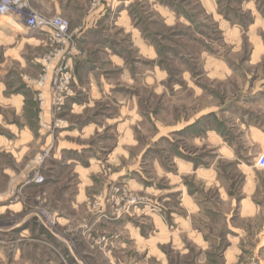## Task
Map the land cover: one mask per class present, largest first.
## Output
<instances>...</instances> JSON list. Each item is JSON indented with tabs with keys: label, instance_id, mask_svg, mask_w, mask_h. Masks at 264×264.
<instances>
[{
	"label": "rangeland",
	"instance_id": "obj_1",
	"mask_svg": "<svg viewBox=\"0 0 264 264\" xmlns=\"http://www.w3.org/2000/svg\"><path fill=\"white\" fill-rule=\"evenodd\" d=\"M88 1L87 9L96 7ZM27 2L41 15L67 19L73 46L55 47L41 31L22 29L39 41L22 44L20 62L8 58L0 66L9 88L26 96L22 121L12 108L0 111L7 122L27 123L35 133L22 146L16 173L23 181L35 174L45 178L23 188L17 210L0 208L2 264H223L229 238L241 249L228 257L230 264H259L264 236L256 239V249L253 237H226L222 212L232 210L234 224L248 227L264 222V209L239 217L236 205L219 202L216 187L193 174L182 176L176 164L182 159L212 166L221 183L238 191L244 179L235 161L219 152V139L212 137L217 133L235 144L243 164L256 166L257 146L246 138L244 125L264 129V0H136L133 26L151 47L145 57L122 26L101 24L102 42L84 43L74 32L77 15L35 10ZM12 20L0 16L5 24ZM106 45L119 60L109 57ZM64 66L68 90L60 93L53 79ZM77 72L83 84L88 73L101 78L106 90L74 92ZM69 97L82 106H72ZM89 122L94 130L80 138ZM0 132L9 134L1 124ZM57 140L87 148L54 157ZM39 149L44 153L33 160ZM62 159L74 162L61 164ZM2 161L14 169L8 154ZM89 164L91 169H82ZM259 173L264 177V170ZM8 180L0 168V192ZM177 181L189 183L198 199L200 210L191 222L204 233L207 252L180 220L189 213L179 205ZM21 221L26 229L19 232L14 225ZM182 247L188 250L181 253Z\"/></svg>",
	"mask_w": 264,
	"mask_h": 264
},
{
	"label": "crops",
	"instance_id": "obj_2",
	"mask_svg": "<svg viewBox=\"0 0 264 264\" xmlns=\"http://www.w3.org/2000/svg\"><path fill=\"white\" fill-rule=\"evenodd\" d=\"M31 1L32 7H34L35 10L45 11L46 9L47 11L52 13L63 12L69 18H73V15H77L79 24L74 32L75 34H77V38H81V41H83L84 43L86 42L100 44L102 42L101 39L104 36L103 33L105 32V29H101V24L106 23L112 24L114 26H122L126 32H131L133 34V39L131 41L133 43L141 44L143 57H145V54H150V42L147 40L145 35H142V33H140L139 30H136L133 26L134 15L131 12V5L136 0H101V3L93 9H87L89 3L88 0ZM151 1L154 2V5L158 3L157 0ZM157 6L158 9L163 10V12L167 10L166 5L163 6V4H157ZM9 24L11 25L5 24L0 21V45H3L2 51L0 52V66L8 58L15 61L18 60L20 62V60H22V56L20 55L22 44L24 42H28V40L36 39L33 36H24L22 29H28L31 31L38 30L29 28L23 23L14 20H12V22ZM5 41L10 43L12 42L11 44H14V46L7 47L4 43ZM35 41H39V39H36ZM111 48L106 45L105 51L109 54L110 58L116 57L117 60H119L120 58H118L117 56L112 54L110 55ZM87 61L88 60H86V62H84L83 64H80L79 67L83 68L87 66ZM79 74L80 73L77 72L76 75H73V84L75 87L73 89L74 92L86 90L97 93L106 90V87L102 85L103 82L101 78H93L91 77L90 73H88L87 78L89 80L87 84H83L81 83ZM82 74H85L84 71L82 72ZM127 74L131 77L130 73ZM7 90L12 92H9L8 94ZM69 98L72 106H82V102H78L75 97ZM25 100L26 96L23 94V91L16 90L15 87L9 88L3 77H0V108L4 107L14 109L15 116H18L19 120L22 121V113L24 111L23 106ZM47 109L48 110L44 111L45 114H47L45 115L46 122H44L46 124H48L50 111L49 107ZM196 123L197 120L193 121V123L189 125V128L191 129L196 126L194 125ZM0 124L3 128H7L9 130V134L0 132V168L2 170V173L9 177L6 189L0 192V208L14 207L17 210V208L21 206L23 188H31L35 185H38L37 183H34L32 181H23L22 178H19L16 173V165L22 160V146L28 140H33V136H35V133L34 128L29 126L27 123L25 126H22L19 125L17 121L12 120L7 122L1 111ZM91 127H94V124L91 122L84 125V127L81 129L82 134L80 135V138H86V131L88 132L89 130V132H91L92 130H94V128ZM244 127L246 128L245 134L248 141H253L257 146L256 154L258 156L264 149V129L258 126L251 125H244ZM81 131H79V133ZM63 132L66 133L67 131L65 130ZM194 135L195 138H197L198 134ZM213 136L215 137L214 139H219V152H221L224 157L233 159V161H235V167L239 170L244 179V182L239 187L238 191H232L224 183H221L219 179V171L212 166H208L207 168H200L196 163H194V160L180 159L176 164L177 170L182 174V176L193 174L198 178L204 179L208 187H216V193L220 200L219 202H222L223 204L236 205V211L239 217H255L264 209V177H261L259 173L260 170L264 169L256 167L255 165L243 164L242 160L239 158V149L235 146V144L229 143L226 136L224 135L216 133L212 135V137ZM45 140H50V134L45 136ZM53 147V155L55 157L57 152H59L62 156V154L67 151L79 152L80 150L87 148V145L84 143L63 142V140H57L54 143ZM49 148L51 147L49 146L48 149ZM3 153H6L11 157V161H13V163L15 164L14 169L10 170L6 168V166L4 165L5 163H3L2 161ZM43 153L44 149H39L36 152L33 160H36V156ZM71 162L74 161L67 159L65 161L63 160L61 164H69ZM91 167L92 165L89 164L87 168L82 167V169H91ZM75 168H77L76 165ZM175 191L179 192V205L187 209L189 213V216L180 218L181 222L186 225L185 229H187V231H190V234L193 233L192 235H194L196 239L198 237L199 243H197L196 245L200 248V250L202 252H207L210 248V245L204 240V233L194 227L191 222V215L200 210L198 199L192 191L191 185L189 183H184L183 181H177ZM231 211L232 210H229L228 212H222L226 237H233L237 241H241L243 237H253L255 244L254 249L258 248L260 243H257L256 239L262 238L264 236V222L262 224L256 223L248 227L237 226L234 224V216L232 215ZM14 226L19 232L26 229L24 228L25 226L23 225V221H21V223H15ZM20 235L24 236L21 233ZM228 241V244L222 250V257L225 260L223 264H230L228 257L231 256V253L241 250L237 242L231 243L230 238ZM180 250H182V253L187 251L188 249H184L182 247ZM21 252L22 250L19 248L16 250V254L18 253L19 256ZM3 258V255L0 253V264H2Z\"/></svg>",
	"mask_w": 264,
	"mask_h": 264
},
{
	"label": "built area",
	"instance_id": "obj_3",
	"mask_svg": "<svg viewBox=\"0 0 264 264\" xmlns=\"http://www.w3.org/2000/svg\"><path fill=\"white\" fill-rule=\"evenodd\" d=\"M92 6H97L101 0H91ZM9 15L15 21L23 23L25 26L38 29L45 34V41L55 47L73 46L72 32L70 31L69 21L61 16L47 17L34 11L28 4L27 0H0V16ZM58 48H55V51ZM57 53V52H56ZM67 66L58 69L60 73H55L53 83L55 87L62 93L63 90H68V82L65 78L69 77V72L65 70ZM59 76V77H58ZM64 82L61 83V80ZM58 82H60L58 84ZM42 81L40 82V84ZM64 97L59 94L57 99L58 104H62ZM256 166L264 169V149L257 157ZM45 180L41 174H35L30 181L34 183H42ZM259 264H264V247L261 248L260 256L257 258Z\"/></svg>",
	"mask_w": 264,
	"mask_h": 264
}]
</instances>
